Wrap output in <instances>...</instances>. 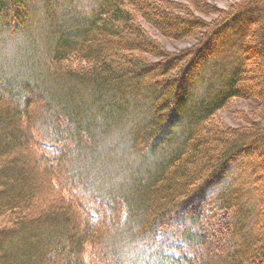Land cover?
<instances>
[{
    "label": "trees",
    "instance_id": "trees-1",
    "mask_svg": "<svg viewBox=\"0 0 264 264\" xmlns=\"http://www.w3.org/2000/svg\"><path fill=\"white\" fill-rule=\"evenodd\" d=\"M35 1L0 0V264H264V0Z\"/></svg>",
    "mask_w": 264,
    "mask_h": 264
},
{
    "label": "rangeland",
    "instance_id": "rangeland-1",
    "mask_svg": "<svg viewBox=\"0 0 264 264\" xmlns=\"http://www.w3.org/2000/svg\"><path fill=\"white\" fill-rule=\"evenodd\" d=\"M41 1H44V0H36L35 2H33V4L34 3H39V2H41ZM63 1V0H62ZM64 1H66V0H64ZM69 1H73V0H69ZM89 1H92V0H75V2H76V4L78 5V6H83V5H86ZM195 1H200V2H202L203 4H206V5H210V6H212V7H215V8H217V9H220V10H223V11H225V10H227L231 5H234V4H236V3H238V2H240L241 0H166V2L168 3V4H170V6L172 7V8H174V9H177V10H179L180 8H181V10L182 9H185V10H190V12H193V9H192V3L193 2H195ZM72 5H74V3L72 2L71 3ZM37 5V4H36ZM36 5L34 6V7H36ZM66 5H69V6H66ZM66 5H64V6H66L65 7V9L66 10H69V9H72L71 8V6H70V3L69 4H66ZM170 7V8H171ZM179 8V9H178ZM59 10V9H58ZM73 10H69V11H66V13H65V16L66 17H64L65 19H64V21L63 22H65V23H67V24H70L72 21H70L71 19H72V14H73ZM213 19V17L212 16H208V17H205V20H207V21H210V20H212ZM142 26H143V28H144V30L148 33V35L149 36H151L153 39H155V40H157L158 42H160L161 44H163V46L168 50V51H171V52H176V51H180V50H182V49H184L185 47H187L188 45H189V41L188 42H173V41H165V40H163L159 35H158V33L154 30V29H152V28H150V26H148V25H146V24H144V23H142ZM19 42H21L20 41V39H18V40H16V39H14L13 41H12V43H10V44H8V42L7 43H5V44H2V45H0V69H2L3 68V70L2 71H4V68L6 67V64H5V62H3V59H6V53H5V51L6 50H9L10 52H13V51H15L18 47V44H19ZM2 48V49H1ZM3 53H2V52ZM38 58H41V60H42V58H43V55H39V56H37ZM9 61H14V62H17V60L18 59H8ZM40 60V59H39ZM152 62L154 61L155 62V60H151ZM20 68V66H17V69H19ZM35 69V68H34ZM203 71H201V73H202ZM209 73L210 72H207L206 71V69H205V71L202 73V75H201V77H202V79L204 78V77H206L207 75H209ZM201 77H198L199 79H201ZM198 83V82H197ZM196 93H194V95H195ZM253 106V104L252 103H250V102H245V101H242V100H234L233 101V104L231 105V107L227 110V111H224V112H219L218 113V117L224 122V124L225 125H227V126H231V127H237V125H240V122H238V121H236L237 119H238V117L236 116L237 114L236 113H245V114H247L249 111H250V109H251V107ZM111 156H108L107 157V159L108 158H110ZM105 160H106V158H105ZM115 161H116V158H115ZM88 163V162H87ZM143 165V164H142ZM87 166H89V163H88V165ZM102 166V165H101ZM90 167V166H89ZM34 168H28L27 169V173H28V178H29V180H30V183H29V185L30 186H32L31 185V183H40L42 180H43V178H41V176H44V175H39V172H38V170L39 169H37V170H33ZM103 171H106L105 169H103L102 168V170H100L99 171V169L97 170L96 169V171L94 172V174H100V173H103ZM92 176H94V175H92ZM41 178V179H40ZM118 181L120 182H122V181H124V179H120V178H118ZM124 183V182H123ZM21 236H22V234H20ZM39 242H40V244L41 243H43V246H45L44 245V240L43 239H37ZM46 247V246H45ZM43 249L41 248V250L39 251L40 253H39V255L37 256V257H33V259L32 260H27V261H25L23 258H19V260L18 261H16V263L17 264H45V261H48V259L47 260H45L44 258H43V256L45 257V255H46V251L45 250H43ZM85 252H86V255H90V253H91V246H87L86 248H85ZM144 252H145V254L147 255V253H152L153 254V252H152V250H148V249H145L144 248ZM12 254V253H11ZM85 255V256H86ZM42 257V258H41ZM12 258V257H11ZM15 259V258H14ZM71 259V260H70ZM69 262L71 261L72 262V258L70 257L69 258V260H68ZM52 263H54V262H52ZM7 264H12L11 262H7Z\"/></svg>",
    "mask_w": 264,
    "mask_h": 264
},
{
    "label": "clouds",
    "instance_id": "clouds-1",
    "mask_svg": "<svg viewBox=\"0 0 264 264\" xmlns=\"http://www.w3.org/2000/svg\"><path fill=\"white\" fill-rule=\"evenodd\" d=\"M114 258L104 264H149L143 242L132 238H117L114 241Z\"/></svg>",
    "mask_w": 264,
    "mask_h": 264
}]
</instances>
